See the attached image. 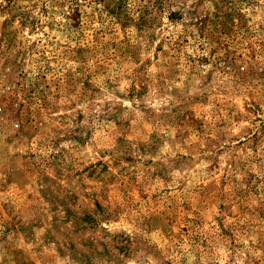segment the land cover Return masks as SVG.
I'll return each mask as SVG.
<instances>
[{
  "label": "rangeland",
  "instance_id": "obj_1",
  "mask_svg": "<svg viewBox=\"0 0 264 264\" xmlns=\"http://www.w3.org/2000/svg\"><path fill=\"white\" fill-rule=\"evenodd\" d=\"M0 264H264V0H0Z\"/></svg>",
  "mask_w": 264,
  "mask_h": 264
}]
</instances>
